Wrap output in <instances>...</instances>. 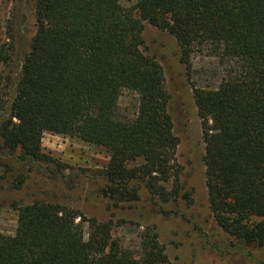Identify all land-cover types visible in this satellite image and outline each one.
Wrapping results in <instances>:
<instances>
[{
  "label": "trees",
  "instance_id": "16d2710c",
  "mask_svg": "<svg viewBox=\"0 0 264 264\" xmlns=\"http://www.w3.org/2000/svg\"><path fill=\"white\" fill-rule=\"evenodd\" d=\"M130 2L35 0L37 31L29 51L14 77L0 74V199L7 183L21 190L35 168L74 186L78 176H66L69 167L43 150L45 134H52L107 152L109 164L97 177L105 182L99 193L110 210L140 202L143 189L167 217L179 212L163 205L193 203L176 162L179 140L165 71L143 50L148 24L179 47L202 124L216 224L238 250L263 249L264 0ZM14 54L8 43L0 45V64L10 65ZM195 55L230 63L216 87L195 84ZM125 93L138 96L133 118L120 115ZM12 209L18 227L14 236L0 234V264H173L156 227H147L135 254L113 235L125 220L99 222L39 200L15 202Z\"/></svg>",
  "mask_w": 264,
  "mask_h": 264
},
{
  "label": "rangeland",
  "instance_id": "374dc122",
  "mask_svg": "<svg viewBox=\"0 0 264 264\" xmlns=\"http://www.w3.org/2000/svg\"><path fill=\"white\" fill-rule=\"evenodd\" d=\"M131 4L130 0H122L124 7ZM34 5L35 0H0V45L8 43L15 53L10 65L0 64L3 76L14 77L19 72L23 54L29 51L37 31ZM144 40L145 55L155 58L165 71L171 95L169 112L179 140L176 162L183 168L182 182L185 190L192 193L193 203L180 200L178 204L163 205L169 212H179L167 217L159 213L143 189L140 202L124 209L110 210L108 201L99 193L105 182L97 177V173L109 164L107 152L75 138L45 134L44 152L69 167L65 170L66 176L78 178L72 187L65 180L52 179L35 168L28 174V181L21 190H10L11 183H7L0 199V234H16L18 213L12 209L13 203L29 204L39 200L69 206L81 211L88 219L94 218L99 222L110 219L116 223L127 221V225L116 227L113 235L125 249L135 254L142 252L146 229L153 226L173 264H264V248L238 250L211 214L203 163L202 124L192 87L179 60L177 42L168 33L148 24H145ZM229 66V62L221 65L217 58L195 55L194 82L199 87H216L226 76ZM138 108V96L125 93L119 103L120 115L133 118ZM17 155H21L20 150ZM141 164L142 161H138L130 167ZM30 168L23 167V170ZM4 171L0 169V176ZM16 171L20 173L21 168Z\"/></svg>",
  "mask_w": 264,
  "mask_h": 264
}]
</instances>
